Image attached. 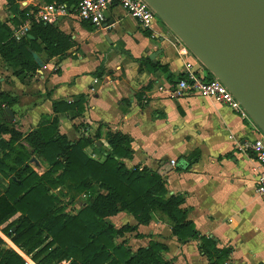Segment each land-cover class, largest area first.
Listing matches in <instances>:
<instances>
[{"label":"crops","instance_id":"1","mask_svg":"<svg viewBox=\"0 0 264 264\" xmlns=\"http://www.w3.org/2000/svg\"><path fill=\"white\" fill-rule=\"evenodd\" d=\"M15 3L33 16L45 4L57 2ZM13 16L7 0H0V22L9 26L14 38L22 25H13ZM54 23L74 42L64 55L49 58L36 40L38 50L33 53L43 65L19 76L0 60V92L16 100L9 109L8 126L25 135L56 118L58 132L70 142L81 135L93 139L95 146L84 151L98 162L109 149L107 132L128 134L132 156L123 159L125 166L155 171L172 162L164 177L167 195H183L181 208L198 233L231 248L225 264H264V198L255 192L256 160L252 153L236 149L238 143L256 137L251 124L211 98L172 96L169 91L174 84L166 74L150 72L137 60L147 58L167 66L174 76L183 72L185 61H191L204 79L206 68L194 56L183 57L179 39L164 23L161 26L155 20L152 30L143 29L120 7H110L99 27L72 16ZM25 36L34 39L28 31ZM97 69L102 72L99 77L94 75ZM81 97L82 112L54 109L55 102L76 103ZM106 220L116 228L136 224L124 212ZM124 236L133 250L146 247L149 241L165 245V257L175 264L208 263L198 250V241H178L157 215Z\"/></svg>","mask_w":264,"mask_h":264},{"label":"trees","instance_id":"2","mask_svg":"<svg viewBox=\"0 0 264 264\" xmlns=\"http://www.w3.org/2000/svg\"><path fill=\"white\" fill-rule=\"evenodd\" d=\"M55 2L71 7L77 0ZM7 10L14 15L13 25L30 22L28 34L34 38L25 36L17 41L9 26L0 22V60L12 69L13 75L38 69L33 58V52L38 50L36 40L49 58L61 57L74 45L55 23H44L26 8L19 9L15 0H7ZM137 61L150 72H164L172 84L184 78L183 73L174 76L167 66L151 63L147 58ZM101 73L97 69L94 75L99 77ZM207 75L206 79L213 78L208 71ZM82 101L81 97L76 103L55 102L54 109L82 112L79 107ZM15 102V98L0 92V114L4 116L0 118V227L36 264H60L63 260H70V264H175L165 257L166 246L158 242L149 241L146 247L133 251L116 241L118 236L136 232L138 225L148 224L153 215L170 226L178 241H198V250L207 258V264H225L231 248L198 233L187 219L186 210L181 208L183 195H167L164 177L173 164L163 163L155 171L141 166L127 168L123 159L132 156V139L118 131L105 134L109 149L105 159L98 162L84 151L90 145L95 146L93 139L81 135L78 141L70 142L58 132L56 118L50 125L39 126L24 135L6 121L9 117L6 110ZM195 155L198 157V151ZM33 156L41 166H46L42 173L30 167ZM60 188L70 194L71 200L77 194H87L77 213H66L58 206L55 190ZM120 212L131 215L136 224L116 228L106 220ZM0 264H24L1 239Z\"/></svg>","mask_w":264,"mask_h":264},{"label":"water","instance_id":"3","mask_svg":"<svg viewBox=\"0 0 264 264\" xmlns=\"http://www.w3.org/2000/svg\"><path fill=\"white\" fill-rule=\"evenodd\" d=\"M144 1L264 134V0Z\"/></svg>","mask_w":264,"mask_h":264},{"label":"built area","instance_id":"4","mask_svg":"<svg viewBox=\"0 0 264 264\" xmlns=\"http://www.w3.org/2000/svg\"><path fill=\"white\" fill-rule=\"evenodd\" d=\"M110 7H120L127 15L136 20L138 24L146 30H152L156 19L153 9L144 0H77L74 6L66 4L50 3L40 7L33 14L47 24H52L58 19L72 16L81 21H87L94 26H101L105 21V12ZM30 22L27 20L14 33V38L20 40L29 30ZM183 57L193 56L186 46L179 40ZM184 78L174 84L170 94L174 97L198 94L200 96L213 99L215 102L225 105L242 119L247 120L252 127L256 137L251 140L243 141L236 145V149L241 153H252L256 160L254 167L255 173V192L264 198V134L259 127L251 120L246 111L231 94V92L215 77L204 79L198 70L194 68L191 61H185L183 66ZM171 164H173L171 162ZM174 165V164H173ZM1 231V229H0ZM0 239L5 247L16 252L24 261V264H36L21 248L16 246L11 240L0 232ZM60 264H70V260H63Z\"/></svg>","mask_w":264,"mask_h":264},{"label":"rangeland","instance_id":"5","mask_svg":"<svg viewBox=\"0 0 264 264\" xmlns=\"http://www.w3.org/2000/svg\"><path fill=\"white\" fill-rule=\"evenodd\" d=\"M155 20L158 22V24H160L162 26L163 22L161 20H159L157 17ZM30 167L32 169H34L37 173H42L46 169L45 165H43V166H41L40 164L36 165L34 162H31V161H30ZM55 193L58 196V199L60 201L58 206L61 207L64 210V212L69 213V214L77 213L82 208V206L85 204L86 196H87V194H85V193L77 194L71 200L70 194L67 193L66 190L63 188H60L59 190H55ZM0 229H2V228L0 227ZM0 232L3 233L2 231H0ZM116 241L124 244V246H126V245L128 246V239H126V237L124 235L116 237Z\"/></svg>","mask_w":264,"mask_h":264}]
</instances>
